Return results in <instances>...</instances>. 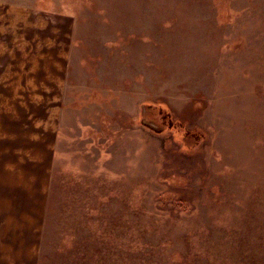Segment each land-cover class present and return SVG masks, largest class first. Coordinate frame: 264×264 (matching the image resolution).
Instances as JSON below:
<instances>
[{
    "label": "rangeland",
    "instance_id": "374dc122",
    "mask_svg": "<svg viewBox=\"0 0 264 264\" xmlns=\"http://www.w3.org/2000/svg\"><path fill=\"white\" fill-rule=\"evenodd\" d=\"M0 264H264V0H0Z\"/></svg>",
    "mask_w": 264,
    "mask_h": 264
},
{
    "label": "flooded vegetation",
    "instance_id": "af4514ba",
    "mask_svg": "<svg viewBox=\"0 0 264 264\" xmlns=\"http://www.w3.org/2000/svg\"><path fill=\"white\" fill-rule=\"evenodd\" d=\"M158 124V123H157ZM160 124V123H159ZM161 125V124H160ZM164 125H161V126H158V128H161L162 129V127H163Z\"/></svg>",
    "mask_w": 264,
    "mask_h": 264
},
{
    "label": "trees",
    "instance_id": "16d2710c",
    "mask_svg": "<svg viewBox=\"0 0 264 264\" xmlns=\"http://www.w3.org/2000/svg\"><path fill=\"white\" fill-rule=\"evenodd\" d=\"M161 125H164L162 122H160ZM163 128V127H162Z\"/></svg>",
    "mask_w": 264,
    "mask_h": 264
}]
</instances>
